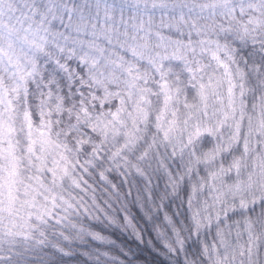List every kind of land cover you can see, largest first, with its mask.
Segmentation results:
<instances>
[{
	"label": "snow or ice",
	"instance_id": "snow-or-ice-1",
	"mask_svg": "<svg viewBox=\"0 0 264 264\" xmlns=\"http://www.w3.org/2000/svg\"><path fill=\"white\" fill-rule=\"evenodd\" d=\"M0 264H264V0H0Z\"/></svg>",
	"mask_w": 264,
	"mask_h": 264
}]
</instances>
